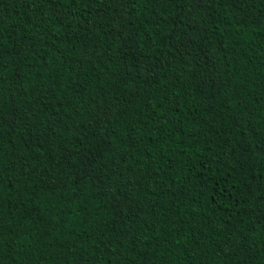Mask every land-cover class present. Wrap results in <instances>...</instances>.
<instances>
[{"label":"trees","instance_id":"obj_1","mask_svg":"<svg viewBox=\"0 0 264 264\" xmlns=\"http://www.w3.org/2000/svg\"><path fill=\"white\" fill-rule=\"evenodd\" d=\"M0 264H264V0H0Z\"/></svg>","mask_w":264,"mask_h":264},{"label":"snow or ice","instance_id":"obj_2","mask_svg":"<svg viewBox=\"0 0 264 264\" xmlns=\"http://www.w3.org/2000/svg\"><path fill=\"white\" fill-rule=\"evenodd\" d=\"M193 3H194V4H199V3H201V0H193ZM154 70H155V69H154L153 66H148V67H146L145 69H143L142 71L152 72V71H154ZM105 115H107V112H105Z\"/></svg>","mask_w":264,"mask_h":264}]
</instances>
